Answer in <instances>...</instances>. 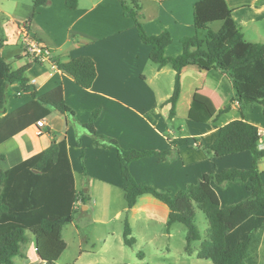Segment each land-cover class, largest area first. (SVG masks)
Instances as JSON below:
<instances>
[{
  "label": "crops",
  "instance_id": "0c3cea01",
  "mask_svg": "<svg viewBox=\"0 0 264 264\" xmlns=\"http://www.w3.org/2000/svg\"><path fill=\"white\" fill-rule=\"evenodd\" d=\"M200 1L203 0H139V15L146 34L157 36L168 31L172 36L166 56L182 55V39L196 35L194 6ZM226 2L246 41L264 44V0ZM24 26L50 51L47 60L35 62L21 44L20 31ZM0 27L7 41L0 52L12 70L31 65L26 73L31 89L24 91L17 85L11 86L6 113L0 114V120L29 105L33 92L44 96L59 87L63 89L66 105L74 112L73 116H64L52 111L48 118L41 119L46 123L42 136L37 135V123L41 120L29 121V116L15 119L9 128L23 126V130L0 144V156L4 157L0 169L6 171L55 142L66 141L76 191L81 197L75 210L83 212L78 219L75 214L73 222L63 229L66 251L70 248L68 238L73 241L75 235L80 243L91 241L90 236L82 238L85 214L90 215L94 224L102 226L122 221L125 227L127 221L136 243L140 239L136 233L138 226L144 234L141 239L152 246H157L160 238L171 241L174 237L172 227H168L170 209L153 195H142L132 209L123 205L121 198L125 197L127 182L118 152L95 139L85 128L96 112L99 113L94 122L97 134L115 140L122 149L171 153L166 160L146 157L135 161L130 164V173L138 184L172 197L205 175L252 167L250 152L216 158L205 150L217 141L220 129L230 122L245 120L257 127L258 146L264 150V105H241L227 74L199 66L185 68L176 115L170 117L168 101L174 92L176 72L171 66L160 68L150 61L152 46L142 43L134 19L125 15L122 0H78L76 10L69 9L66 0H52L37 11L32 0H0ZM199 36L204 38L205 32H199ZM81 57L91 58L96 64L97 77L89 90L81 88L54 62ZM193 102L203 103L212 119L206 123L190 120ZM35 112L41 111L36 108L32 114ZM259 170L264 184V159ZM248 185L237 180L213 187L221 207L228 208L250 198ZM82 199L89 201L88 206H84ZM163 227H167V234L159 233ZM28 236L29 242L22 246V254L14 259V264H28L29 250L26 252L25 248L30 241L35 245L34 237ZM100 241L104 246L113 241L110 249L114 248V242L125 245L124 229L120 236L113 230ZM92 245L96 247L97 243ZM197 253L193 249L191 256ZM31 264L43 262L37 255ZM258 264H264V235Z\"/></svg>",
  "mask_w": 264,
  "mask_h": 264
},
{
  "label": "trees",
  "instance_id": "16d2710c",
  "mask_svg": "<svg viewBox=\"0 0 264 264\" xmlns=\"http://www.w3.org/2000/svg\"><path fill=\"white\" fill-rule=\"evenodd\" d=\"M32 2L37 11L47 7L52 0ZM66 5L76 10L78 0H66ZM122 6L125 15L134 19L142 43L152 46L150 61L160 68L171 66L176 72L174 92L168 101L171 118L176 115L181 96L182 71L189 66L227 74L241 105H264V44L246 41L226 0H203L195 4L194 26L197 33L182 39L183 53L177 58L166 56V49L172 44V36L168 31L157 36L146 34L139 15V0H122ZM216 23H221L217 31L211 27ZM199 32H205L204 38L199 36ZM6 42L0 27V50L5 48ZM54 62L60 71L71 76L81 88L89 90L93 86L97 69L91 58ZM30 67L29 64L12 70L0 52V114L6 113L8 89L11 86L17 85L24 91L31 89L26 76ZM32 95L33 101L29 105L0 120V144L23 130V126L9 128L15 119L29 116V121H38L48 118L52 111L64 116L74 115L65 103L61 87L44 96H38L36 92ZM36 108L41 112L32 114ZM98 114H94L85 128L95 139L103 141L105 146L117 150L121 172L127 182L125 200L128 210L144 194H151L164 202L170 209L168 227L175 224L186 227L185 251L192 255V244L202 239L195 223L196 209H199L207 217L209 234L197 253L198 259L211 261L212 264H258L264 235V184L259 170L264 150L258 146L260 133L257 127L245 120L230 122L220 129L217 141L205 147L216 158L250 152L253 164L249 170L230 169L205 175L201 181L172 197L138 184L130 173V164L135 161L146 157L166 160L171 153L122 149L115 140L97 134L94 122ZM189 118L194 122L206 123L212 119V115L203 103L193 102ZM3 159L0 156V162ZM237 180L249 183L250 198L222 208L213 184L223 186ZM79 199L81 197L76 191L66 141L55 142L47 150L9 170L0 169V264H14V259L22 254V246L28 244L29 234L34 237L36 252L43 264H57L67 249L63 229L73 222L76 214L74 205ZM85 200L82 199V203L85 204ZM124 243L129 248L136 245L127 221Z\"/></svg>",
  "mask_w": 264,
  "mask_h": 264
},
{
  "label": "rangeland",
  "instance_id": "374dc122",
  "mask_svg": "<svg viewBox=\"0 0 264 264\" xmlns=\"http://www.w3.org/2000/svg\"><path fill=\"white\" fill-rule=\"evenodd\" d=\"M211 27L213 30L217 31L221 28V23H216ZM121 201L123 205H126L125 197H122ZM88 204L89 201L86 199L84 206H88ZM91 212L92 211H90V213ZM82 213L81 209L76 212V218L78 219ZM83 223L85 225H82V238L90 236L91 241L83 240L80 243L76 235L73 241L67 237L70 242V248L61 256L57 264H212L210 261L199 260L197 256L186 254L187 229L182 224L173 225L171 230L174 234L173 239L167 241L165 238H160L156 243L158 247L152 246L141 239L144 234L140 233L141 231H139L140 228L138 226L136 228V233L140 236V239L133 248H129L120 242H114V248L110 249L109 247L113 241L109 242L107 246H104L103 241L100 240L105 238L108 234H111L113 230L120 236L124 229L122 221L114 222V224L110 226H102L100 224H94L90 215L88 216L85 214ZM195 223L200 231L202 239L201 241L193 243L192 248L195 251H199L202 243L207 240L209 234L207 217L199 209H196ZM162 230L163 231H159L160 234H167V227H163ZM92 242L97 243V246L93 247ZM35 248V245H32L31 241L30 244L26 246L25 251L27 252L29 250L26 263L31 264L34 262L37 256ZM140 254L141 256H139ZM143 256L144 260H142ZM19 261L20 258H17L16 262Z\"/></svg>",
  "mask_w": 264,
  "mask_h": 264
},
{
  "label": "built area",
  "instance_id": "2783aa9c",
  "mask_svg": "<svg viewBox=\"0 0 264 264\" xmlns=\"http://www.w3.org/2000/svg\"><path fill=\"white\" fill-rule=\"evenodd\" d=\"M21 44L25 47L26 51L33 57V59L38 61L47 60L50 57V51L42 46L36 38H34L29 31V29L24 26L20 31ZM39 131L38 136H42L44 131L42 130L46 123L44 120L38 121L37 123ZM75 209L78 207V203L74 205Z\"/></svg>",
  "mask_w": 264,
  "mask_h": 264
}]
</instances>
